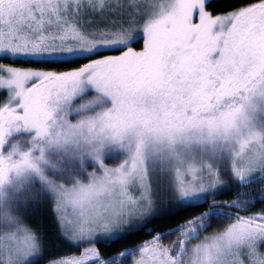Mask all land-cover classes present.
Returning a JSON list of instances; mask_svg holds the SVG:
<instances>
[{
	"label": "snow or ice",
	"instance_id": "snow-or-ice-1",
	"mask_svg": "<svg viewBox=\"0 0 264 264\" xmlns=\"http://www.w3.org/2000/svg\"><path fill=\"white\" fill-rule=\"evenodd\" d=\"M210 8L0 0V264H40L44 206L51 264H264V0ZM170 202L198 214L101 253Z\"/></svg>",
	"mask_w": 264,
	"mask_h": 264
},
{
	"label": "trees",
	"instance_id": "trees-1",
	"mask_svg": "<svg viewBox=\"0 0 264 264\" xmlns=\"http://www.w3.org/2000/svg\"><path fill=\"white\" fill-rule=\"evenodd\" d=\"M210 10L214 13L227 12L233 8L240 6V0H211ZM17 66H31L27 62ZM41 66L47 67L48 65L41 62ZM50 70H66L53 64ZM230 185L232 182L230 181ZM264 190V184L253 185L252 194ZM249 189L235 188L230 186L227 190L221 191L216 195V201L231 202L238 194L242 192H248ZM165 207L170 209L169 213H161L158 216L152 218L151 222L147 224V227L143 231H134L123 237L118 243H105L98 244L101 253L105 257L112 256L114 253H118L126 248H129L135 244L141 243L143 240L149 239L148 231L153 230L155 232H162L170 227H174L176 223L182 217H190L198 214L197 211L192 210L196 206H189L187 208L180 207L174 202L166 203ZM264 210V201L257 200L253 205H250L248 212H241V215H248L251 213H259ZM234 211V210H233ZM30 223L33 227H37L45 236L47 242V249L43 256L40 257V264H51L53 259L62 256L79 255L80 252L72 245L65 243L57 238L55 224L51 216L50 209L47 206L39 208L37 213L31 218ZM175 237L165 240L167 244L170 240H174Z\"/></svg>",
	"mask_w": 264,
	"mask_h": 264
},
{
	"label": "rangeland",
	"instance_id": "rangeland-1",
	"mask_svg": "<svg viewBox=\"0 0 264 264\" xmlns=\"http://www.w3.org/2000/svg\"><path fill=\"white\" fill-rule=\"evenodd\" d=\"M210 1V0H209ZM227 180V177L225 178ZM228 183L230 184V181H228ZM218 203H222V201H217ZM80 255V254H79ZM78 256V255H77Z\"/></svg>",
	"mask_w": 264,
	"mask_h": 264
}]
</instances>
